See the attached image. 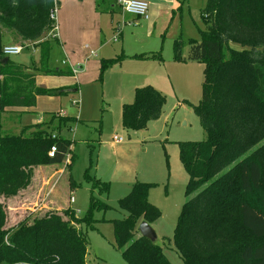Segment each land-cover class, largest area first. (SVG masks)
<instances>
[{"label": "trees", "instance_id": "obj_1", "mask_svg": "<svg viewBox=\"0 0 264 264\" xmlns=\"http://www.w3.org/2000/svg\"><path fill=\"white\" fill-rule=\"evenodd\" d=\"M54 4L0 0V198L25 190L35 168L60 171L70 153L72 142L61 133L78 121L74 117H64L54 131L37 123L12 135L1 126V116L28 113L39 97L77 90L47 89L36 82L38 74L72 77L68 70L47 66L50 42H57L49 20ZM201 16L205 30L199 41H190L187 60L204 64L201 100L194 113L206 140L177 143L188 181L173 246L183 264H264V0H206ZM5 32L33 43L38 62L26 68L4 57ZM133 58L160 60L158 55ZM123 59L103 61L101 71ZM164 105L165 97L151 86L135 89L133 103L122 107V127L144 130L161 117ZM85 180L91 192L108 194V184L90 177L88 170ZM68 185L74 188L71 178ZM152 186L135 183L119 200L126 213L122 220H96L95 214L108 206L91 195L82 218L71 209L50 210L9 227L0 203V264H88L87 232L98 224L112 227V245L127 264H171L155 242L138 234L140 223L152 226L160 217L148 200Z\"/></svg>", "mask_w": 264, "mask_h": 264}, {"label": "rangeland", "instance_id": "obj_2", "mask_svg": "<svg viewBox=\"0 0 264 264\" xmlns=\"http://www.w3.org/2000/svg\"><path fill=\"white\" fill-rule=\"evenodd\" d=\"M71 2H67L63 11L75 17L72 15L64 25L69 35L62 38L67 40L70 36L72 39V44L69 48L64 46V50L73 66H82V73L76 78L38 74L37 85L47 89L76 87L77 91L39 97L35 108L28 113L1 116V126L5 133L12 135L37 122L47 124L48 130L54 131L57 123L64 119L62 113L74 117L78 121L61 133L72 142L68 156L73 161L70 168L65 164L56 175L53 167L33 169L25 190L15 197L0 198L7 211L8 225L15 226L23 218L43 215L45 211L62 212V207L82 218L91 195L108 206L105 212L95 214L96 220H122L126 213L120 209L119 200L129 194L135 183H147L153 185L149 190V203L160 211L159 219L152 225L157 237L155 244L171 264H183L172 242L188 181L177 143L206 140L194 113L201 100L204 64L187 60L190 41H199L205 30L201 10L206 0H156L159 7L156 9V3L149 7L147 21L122 16L116 7L110 9L115 0ZM2 44L22 47L19 55L9 57L14 64L31 68L39 60V50L33 43L15 40L5 32ZM86 45L96 51L94 57L86 59L87 51L82 50ZM142 54L158 55L160 60L133 58ZM119 56L124 59L101 71L103 61ZM63 58L60 44L51 41L48 68L69 70L62 66ZM146 86L165 97L163 113L144 130L128 131L122 127V107L133 103L135 89ZM115 135L124 142L113 144ZM86 170L90 177L108 184V194L91 192L92 185L85 180ZM51 176L54 179L48 180ZM70 178L74 185L71 190ZM70 192L73 202H70ZM49 196L55 202L48 199ZM46 198L49 202L44 204L48 209L41 205ZM87 239L88 264H127L112 245L109 224H98L95 231L87 232Z\"/></svg>", "mask_w": 264, "mask_h": 264}, {"label": "built area", "instance_id": "obj_3", "mask_svg": "<svg viewBox=\"0 0 264 264\" xmlns=\"http://www.w3.org/2000/svg\"><path fill=\"white\" fill-rule=\"evenodd\" d=\"M117 6L120 8L122 14L133 16L136 18H142L144 20H148V10L149 5L147 2L142 0H118ZM49 20L54 23V29L52 31V38L56 39V33L58 32L57 28V6L54 4V7L49 13ZM116 41V38L114 39ZM11 49L10 52H6L5 49ZM84 50L88 51V54L90 57H94L96 51L91 49L89 46H84ZM16 49H19V51H16ZM22 47H19L17 45H9V46H3L2 54L4 57H12L17 56L21 53ZM62 66H67L72 74V76L76 77V75L81 71L79 66H73L67 58H65L61 62ZM55 136L53 135V138ZM112 142L114 144H121L124 142L123 138L117 137L116 135L113 136ZM55 152V147H52L50 149L49 156L52 157ZM70 162L69 156L66 157L65 164L68 165ZM70 202H73V198L70 197Z\"/></svg>", "mask_w": 264, "mask_h": 264}, {"label": "crops", "instance_id": "obj_4", "mask_svg": "<svg viewBox=\"0 0 264 264\" xmlns=\"http://www.w3.org/2000/svg\"><path fill=\"white\" fill-rule=\"evenodd\" d=\"M55 1V4H56V6H57V28H58V32L55 34L56 35V40H57V42L60 44V46H61V49H62V52H63V55H64V58H63V60L65 59V58H67L68 59V55H67V53H66V51L64 50V46H65V48H69L68 46L70 45V43H71V38H70V36H68L67 37V40H65V39H63L62 38V36H66V35H69V33L66 31V28L65 29H63L64 28V25L66 26L67 24H68V22L72 19V15H73V17H75V14H71V12H64L63 11V8L65 7V6H67V2H70V4H72V2H71V0H54ZM82 1L83 0H81V3H82ZM117 1L118 0H115V5L113 6V4L111 3V6H110V9H113L114 7H116V8H118L119 10H120V8L117 6ZM142 1H145V2H147L148 3V5H149V7L150 6H153L154 5V3H156V0H142ZM91 5L92 6H94L95 5V1L94 2H91ZM155 7H156V9H158V5H157V3L154 5ZM96 7V6H95ZM159 11V10H158ZM96 12L94 11V14H95ZM120 14L122 15V16H125V17H128V18H135V17H133V16H129V15H124V14H122V12H121V10H120ZM129 20V19H128ZM147 21V20H146ZM8 34H10L9 32H7ZM11 35V34H10ZM61 36V37H60ZM18 37H16V36H13V39H17ZM55 39V38H54ZM72 44V43H71ZM9 45H14V44H9ZM8 44H6V45H3V46H9ZM82 50L83 51H85L84 50V48H82ZM88 52V51H87ZM87 52H86V59H89V54H87ZM62 60V61H63ZM61 61V62H62ZM68 61H69V59H68ZM70 62V61H69ZM71 63V62H70ZM78 66V65H77ZM64 67H67V66H64ZM79 67H81V69H82V66H79ZM68 71H70V70H68ZM81 73H82V70L80 71ZM79 72V73H80ZM80 73V74H81ZM73 78H76V77H74V76H72ZM36 82H37V79H36ZM71 88H73V87H71ZM24 114V113H23ZM61 114V113H60ZM6 115H9V114H6ZM62 116H64V117H67V116H65V114L64 113H62L61 114ZM37 123H39V122H37ZM113 138V137H112ZM113 143V142H112ZM114 144V143H113ZM117 145V144H116ZM54 169V168H53ZM59 173V171H56V173L54 174V175H56V174H58ZM51 179H54V176H51V177H49V179L48 180H51ZM56 182H57V179H56ZM54 188V187H53ZM53 191V190H52ZM52 191H51V193H52ZM70 197L72 196V193L70 192ZM51 196H52V194H51ZM51 196H49L48 197V199L50 198V200L51 201H54L53 200V197H51ZM45 198V197H44ZM48 199L46 198V201H45V199H43V203H41V205L42 204H44V202H45V204L47 203V202H49L48 201ZM55 202V201H54ZM45 204L42 206V208L44 207L45 209H48V208H46V206H45ZM34 206H36V203H34ZM64 210H67V209H69V208H67V207H62ZM45 212H47V211H45ZM44 212V213H45Z\"/></svg>", "mask_w": 264, "mask_h": 264}, {"label": "water", "instance_id": "obj_5", "mask_svg": "<svg viewBox=\"0 0 264 264\" xmlns=\"http://www.w3.org/2000/svg\"><path fill=\"white\" fill-rule=\"evenodd\" d=\"M8 59L4 58L3 59V63L7 62ZM77 90H70L68 91L69 93H75ZM138 234L140 235V237L145 238L147 240H149L150 242H155L157 237L156 234L154 232V230L152 229V226H150L149 224L142 222L140 223V225L138 226Z\"/></svg>", "mask_w": 264, "mask_h": 264}, {"label": "clouds", "instance_id": "obj_6", "mask_svg": "<svg viewBox=\"0 0 264 264\" xmlns=\"http://www.w3.org/2000/svg\"><path fill=\"white\" fill-rule=\"evenodd\" d=\"M5 51H6V52H10L11 49H7V48H6ZM16 51H19V49H16Z\"/></svg>", "mask_w": 264, "mask_h": 264}]
</instances>
